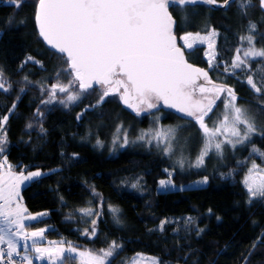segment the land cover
Segmentation results:
<instances>
[{
  "label": "trees",
  "instance_id": "trees-1",
  "mask_svg": "<svg viewBox=\"0 0 264 264\" xmlns=\"http://www.w3.org/2000/svg\"><path fill=\"white\" fill-rule=\"evenodd\" d=\"M4 1L0 0V72L9 91L0 90V117L9 114L13 103L16 108L5 124L7 141L2 147L18 173L43 174L23 187L20 200L29 212H46L38 225L52 229L50 238L89 250L115 242L117 255L108 264L125 263L136 253L156 257L159 264H264V198L250 202L241 174L228 179L227 171H222L203 187L159 191L158 182L167 178L165 169L170 171L166 158L137 150L108 157L93 148L87 135L96 129L102 134V127L111 125V113L107 115L104 104L95 107L93 98L86 97L75 106L45 109L43 101L59 80L61 56L46 49L38 37L34 26L38 0L24 2L19 9ZM238 2L225 10L207 5L186 6L183 11L170 8L177 37L209 29L218 32L213 77H221L222 65L229 66L240 37L251 34L250 24L256 26L252 32L256 45L264 49V13L258 1L250 0L249 8H241ZM203 52L196 48L186 53L188 61L206 67ZM249 64L248 71L238 70L226 79L233 82L240 98L260 110L264 99H253L255 93L240 82L252 74L254 82L264 87V59ZM37 109L43 114L34 118ZM158 111L173 126L186 120ZM249 147L264 149V136L256 137ZM247 150L242 149L249 154ZM136 179L140 192L130 187ZM92 205L101 206L102 218L95 237L88 239L82 231L91 224L81 222L78 212ZM109 207L119 210L117 217Z\"/></svg>",
  "mask_w": 264,
  "mask_h": 264
},
{
  "label": "snow or ice",
  "instance_id": "snow-or-ice-1",
  "mask_svg": "<svg viewBox=\"0 0 264 264\" xmlns=\"http://www.w3.org/2000/svg\"><path fill=\"white\" fill-rule=\"evenodd\" d=\"M16 8H19L25 0H9ZM264 7V0H259ZM203 3L206 5L230 6V0H38V11L35 20L39 28V36L51 49L66 57L68 72L71 79L67 84L59 83V80L51 88V98L43 103H51L56 97L57 91L69 93L61 104L72 103L80 99V94L89 90L100 91L98 103H103L104 98L119 94L120 100L137 115L142 111L157 108L160 101L164 106L173 108L186 117H191L199 125L202 131L203 147L197 157L195 167L204 163V158L213 149L219 156H223L225 146L235 148L237 144H245L251 140L252 134L259 131L254 118L249 110L237 105V96L234 90L223 84H214L208 77V73L187 63L182 48L177 45V37L173 28L174 17L170 12L183 11L186 6ZM243 8L245 5L240 4ZM254 24L249 25V33L255 31ZM212 31L209 35L201 36L187 33L180 37L184 48L191 49L195 42H207L209 49L214 46ZM241 41H247L249 47L235 50L236 55L229 63L232 69L230 75H235V70L246 72L250 68L249 58L264 57V49L257 50L251 34L240 37ZM242 53V54H241ZM210 56L209 66L215 60L214 51ZM32 60V57L28 58ZM36 63H39L36 61ZM225 68V72H229ZM60 74L57 73V76ZM3 73L0 72V77ZM203 78L211 87L198 84ZM27 79V78H25ZM246 83L257 96L261 95L264 87L258 86L253 80V75L246 76ZM78 87V91L70 89ZM98 85L99 88L94 86ZM0 90L8 92L9 88L0 83ZM123 90V91H121ZM23 91V89H21ZM226 96L221 99V94ZM19 100V96L16 98ZM223 104L220 118L209 127L206 118L210 119V113L218 109L217 101ZM16 108L13 103L9 113ZM264 111V108L260 109ZM37 114L42 115L40 109ZM80 117L78 116L77 119ZM8 120V115L0 117V131L2 125ZM29 128L32 124L28 125ZM120 129H117L119 132ZM177 129L160 130L154 133L158 141H167L165 151L171 150V140L175 139ZM150 133H143L139 139H144ZM224 136L223 140L217 137ZM235 138V139H232ZM6 137L0 136V152ZM116 140L114 139L113 143ZM99 143V141H98ZM128 143L127 137L123 145ZM122 145V146H123ZM254 153H260L253 148ZM183 167V163H180ZM165 171H168L165 169ZM40 171L17 174L8 161L0 162V245L7 244V249L0 248V264H16L14 256H21L19 247L13 237L24 240L23 251L28 252L27 240H32L31 251L36 253V258L44 260L46 257L50 264L63 261V264H72L69 258L64 257V252H75L76 249L64 247H41L37 239H43L44 229L35 232L25 230L24 220H34L36 217L25 215L27 209L19 202L20 185L24 181H32L41 177ZM207 177L199 183H207ZM250 198H264V169L253 163L243 181ZM161 187L171 185V180L160 181ZM133 188L137 185L133 184ZM85 215H91V209L82 210ZM114 218L118 209L112 208ZM211 212V210H209ZM117 222H119L117 218ZM191 222L189 218L188 223ZM92 223V234H95V220ZM167 221L162 222L163 224ZM203 231V229H199ZM86 235L88 233H85ZM54 243V242H53ZM62 243V242H61ZM119 245L115 242L107 249L101 250L100 255L91 252H79L81 264H106L107 258L114 254ZM21 259L27 264H32L29 255ZM136 264V261H133ZM153 264H157L153 261Z\"/></svg>",
  "mask_w": 264,
  "mask_h": 264
},
{
  "label": "rangeland",
  "instance_id": "rangeland-1",
  "mask_svg": "<svg viewBox=\"0 0 264 264\" xmlns=\"http://www.w3.org/2000/svg\"><path fill=\"white\" fill-rule=\"evenodd\" d=\"M28 1H31V0H25V2H28ZM235 1H240L238 2V4H243L245 5V7H248V8L251 5L250 0H234L233 2ZM4 3L11 4L9 0H5ZM13 7L16 8L14 5ZM19 8H16V9H19ZM212 31H215V30L209 29L207 33H204V34L199 33V34L201 36H206V35H209ZM215 32L217 33V35L214 37V46L212 49H209L207 42L200 43L198 41L193 44V47L191 49H187L183 47L186 53H191L196 48L204 49L203 57L206 60L207 65L206 67H203V68L208 70L209 74L211 72L216 73L217 71V69L215 68L216 64L214 60L212 61L213 66L212 67L209 66L210 56L208 55L212 51H214L217 55L216 46H217L218 32L217 31ZM1 34L2 33L0 32V37H1ZM192 34L195 35L197 33H192ZM247 35L249 34H244L242 36H247ZM251 35L253 34L251 33ZM181 36L178 37V40H179V44L183 46V41L180 39ZM253 39H254V44H255L256 49L257 50L262 49L256 45L254 36H253ZM247 47H249V45L247 44V41H241V45L239 46V48L244 49ZM60 59L61 61L57 63V73L60 74L59 80L63 82L62 84H67L68 81L71 79L68 72L65 71L67 67V61L65 58L63 59L60 58ZM263 59L264 57L249 58V63L250 61H253V60H263ZM221 67H222L221 77H213L210 75L211 77L210 79L216 82L218 85L223 84V85H226L227 87L232 88L234 92L236 93L235 87L232 86L233 82H229V80L226 79V77L235 76V75L229 74L230 72H232V69L229 68V66H225V65H222ZM225 68H229V72L225 73L224 71ZM238 70L239 69L235 70V72ZM0 83H3L5 87H7L6 81L3 79V77H0ZM240 83L241 85H245L248 88H250V86L247 85L246 83V79ZM73 89L78 91V87L75 85L73 86L72 89H70V92L73 91ZM68 94L69 93H61L57 91L56 97L52 99L51 103H48V104L43 103V105L45 106V109H48L52 105H60L65 108L75 106L82 98L86 97L87 99L93 98L95 102L94 103L95 107L100 108V105L104 104L103 105V107H105L104 111L107 115L111 113V121H112L111 125L106 126V127L103 126L102 134H99V131L96 129L95 131L91 132V135L90 134L87 135L88 136L87 139H89L92 143L91 146L95 148L96 150H98L100 153L108 157H114L121 151L137 150V151H142V152H147V153H153L160 157L166 158L168 160L169 165H170V171H167V178L163 180L165 181L171 180V185H168L162 188L160 185V181H159L158 182L159 191L184 190V189H190V188L203 187V186H206L207 183L206 184L199 183L200 181H203L205 177H207V181H208L210 177H213L215 175H220L222 171H227L228 175H226V177L228 179H234V177H237V174L240 173L241 174V177H240L241 184L245 187L243 181L245 180V177L247 176L249 169L252 168L253 163L259 166L260 168L264 169V156H261L259 153H254L253 152L254 147L246 148L247 145L250 144L256 137L262 138L264 136V113L261 112L257 107L256 108L251 107L249 104L245 102V100L240 98L237 94H236L237 105L249 110V114L254 118L255 125L257 129H259V131L252 134L251 140L245 142V144L243 145L237 144L235 148H232L231 146L226 145L223 156L217 155L215 153V150L213 149L212 151L209 152L208 156L204 158V163L200 167H195V164H196L197 157L200 154L201 149L203 147V137H202V131L199 129V125L196 124L194 119L189 122L184 120V121H181L179 125L173 126L170 123L164 122L166 115L162 113L161 111L151 112L148 114H140V115L131 114L127 110H125L124 107L122 106L121 100L119 98V94L110 95L108 97H105L103 103H98V100L100 98V91L94 92L93 90H89L88 92L81 93L80 99L75 102H72V103L66 102L67 106L65 104H61L59 101L61 99L66 100V97ZM225 96H226V93L221 94V99H223ZM256 97H257V94H255V97L253 99H255ZM50 98H51V91L48 92L45 101L49 100ZM105 103H108V105H105ZM217 105L219 106V108L213 110L215 114L210 113V119L206 118V123H208L209 127L213 126V122L217 121V119L220 118V113L223 111V104H221L219 100L217 101ZM95 107L92 109L94 110ZM114 108L115 110H113ZM122 111H125L126 113H128L130 115L129 118H127L128 115H125ZM163 112H168V111H163ZM79 115H82V113H79ZM39 116L40 115L36 114L34 118H37ZM5 124L6 123L2 125V131H0V136H4V137H6ZM118 128L120 129L119 132H117ZM162 129L163 130L177 129L175 133V139L171 140V145H172L171 150L167 152L165 151V148L168 142L158 141L157 139L154 138V135H153L154 133ZM143 133H150V135H146L144 139H139V137ZM125 135L127 137L128 143L126 145H123V140L125 138ZM224 138H225L224 136L217 137L218 140H223ZM114 139L116 140L115 143H113ZM232 139H235V138H232ZM242 149H248L247 152L249 154H247L246 152H243ZM255 149H258L260 153H264V149H259V148H255ZM4 160L8 161L7 157L4 155V148H3V151L0 152V162H3ZM181 162L183 163V167L180 166ZM8 165H10L13 171H15L17 174L22 172L25 175H27L28 173H30V172L25 173L23 171L18 173L15 170V167L12 164H10L9 161H8ZM29 182L31 181H24L20 185V192L23 189V187L26 186ZM133 184L137 185L136 188L139 192L142 190L139 184V180L136 179ZM133 184L132 183L130 184L131 188ZM18 202L24 208H26L24 204L21 202L20 198H18ZM85 209H91L92 210L91 215H85L84 212L82 211ZM109 209H112V208L109 207ZM78 214L81 215V218H82L81 222H85V223L89 222L91 224L89 229L88 228L83 229L82 234L85 235L88 239H93L97 232L96 225L99 222V220L102 218L101 206L99 205V207H95L94 205H92V206L84 207L79 210ZM25 215H31V216L36 217V219L34 220H24L23 221L25 225V230L27 232L29 233L35 232V231H39L40 229L45 230L43 234V239H37L36 241L39 246L45 247V248L64 247L65 249L71 246L76 249L75 252L70 253V252L65 251L63 254L64 257L69 258L71 260L72 264H81V258L78 255L79 252H91L93 254L100 255L102 254L101 253L102 249L107 250L111 246L110 244L109 246H106L102 249L89 250L84 247H81L82 249L75 247L73 243L66 241V240H62V239L53 240L50 238L48 234L49 231L52 229L48 225H45V226L38 225V222L42 221L48 216L46 212H29L27 210ZM92 220H95V234H92V223H91ZM85 233H88V234L86 235ZM13 239L17 243L19 250L21 252V256H17V257L21 259L22 256L29 255L30 258L32 259V264H50V261L47 259V257L44 260H40L36 258V253L31 251V245H32L31 239L26 241V243L29 246L28 252H24L23 250L21 251V249H23V245L25 244L24 240H18L15 237H13ZM3 245H6V244H3ZM116 255L117 254H116V249H115L114 254L111 257L107 258L106 264H108L110 260ZM134 260L136 261V264H153V261H156L157 264H159L158 259L156 257L144 255L141 253L134 254L125 263H122V264H133ZM24 264H27V262L24 261ZM56 264H63V261H56Z\"/></svg>",
  "mask_w": 264,
  "mask_h": 264
},
{
  "label": "water",
  "instance_id": "water-1",
  "mask_svg": "<svg viewBox=\"0 0 264 264\" xmlns=\"http://www.w3.org/2000/svg\"><path fill=\"white\" fill-rule=\"evenodd\" d=\"M233 1H234V0H230V3L233 2ZM257 1L259 2V0H257ZM220 4H221V3H220ZM195 5H204V4H203V3H197V4H195ZM205 5H206V4H205ZM189 6H194V5H189ZM207 6H208L209 8H211V9H213V10H225V9H227V7H228V6H225V7H219L218 5H207ZM259 7H260V10L264 13V7H261L260 2H259ZM37 11H38V3H37V6H36V12H37ZM36 12H35V14H36ZM174 20H175V19H174ZM34 26H35V29H36V31H37L38 37H39L40 41L43 43V45L45 46V48L48 49L49 51L54 52L55 54H58V55L61 56V54L57 53L54 49H51L50 46H48V45L46 44V42H44L43 39L39 36V28H38V24H37L35 18H34ZM176 26H177V22H176V20H175V24H174V28H173L174 34H175ZM175 35H176V34H175ZM176 37H177V35H176ZM177 45L180 46V47L182 48V51L184 52V58H185L186 62L189 63V64H191L193 67H196V68H199V69H201V70H203V71H206V72L208 73V77H209V79H210V74H209L208 70H206V69L203 68V67L197 66V65H195V64H193V63H191V62L188 61L187 56H186V52H185L184 48L179 44L178 37H177ZM64 58L66 59V57H64ZM210 80H211V79H210ZM212 82H213V81H212ZM197 83H198V84H201V85H204V86H206V87H211L210 84H206V82L203 80V78H200V79L197 81ZM213 83L216 84L215 82H213ZM94 87H95V88H98L99 86H98V85H95ZM122 91H123V90H122ZM121 104H122V106L124 107V109L127 110L129 113H131V114H136L135 111H133L131 108L127 107L122 101H121ZM157 110L168 111V112L172 113L173 115H175V116H177V117H180V118H183V119H186V120H193V118H191V117H186L183 113H179V112H177V111H176L175 109H173V108H168V107L164 106V104H163L162 101H160V102L158 103V107H157V108L151 109V110H149V111H157ZM144 113H146V111H142L140 114H144Z\"/></svg>",
  "mask_w": 264,
  "mask_h": 264
},
{
  "label": "built area",
  "instance_id": "built-area-1",
  "mask_svg": "<svg viewBox=\"0 0 264 264\" xmlns=\"http://www.w3.org/2000/svg\"><path fill=\"white\" fill-rule=\"evenodd\" d=\"M0 248L7 249L6 245H0ZM14 261H16V264H23V261L19 257H13ZM6 264V261H5Z\"/></svg>",
  "mask_w": 264,
  "mask_h": 264
},
{
  "label": "flooded vegetation",
  "instance_id": "flooded-vegetation-1",
  "mask_svg": "<svg viewBox=\"0 0 264 264\" xmlns=\"http://www.w3.org/2000/svg\"><path fill=\"white\" fill-rule=\"evenodd\" d=\"M186 52V51H185ZM186 56H187V54H186ZM211 78V77H210ZM212 81V80H211ZM214 82V81H213ZM216 83V82H215ZM217 84V83H216ZM158 111V110H157ZM151 112H156V111H146V113H144V114H148V113H151Z\"/></svg>",
  "mask_w": 264,
  "mask_h": 264
},
{
  "label": "crops",
  "instance_id": "crops-1",
  "mask_svg": "<svg viewBox=\"0 0 264 264\" xmlns=\"http://www.w3.org/2000/svg\"><path fill=\"white\" fill-rule=\"evenodd\" d=\"M7 245V244H6ZM7 247V246H6ZM23 249H21V251H22ZM14 257H17V256H14ZM23 261V260H22ZM23 264H24V261H23Z\"/></svg>",
  "mask_w": 264,
  "mask_h": 264
}]
</instances>
